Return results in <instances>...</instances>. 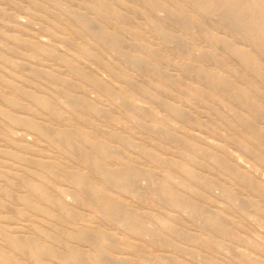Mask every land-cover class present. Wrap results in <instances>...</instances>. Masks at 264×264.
<instances>
[{
	"label": "rangeland",
	"instance_id": "1",
	"mask_svg": "<svg viewBox=\"0 0 264 264\" xmlns=\"http://www.w3.org/2000/svg\"><path fill=\"white\" fill-rule=\"evenodd\" d=\"M0 5V254L13 264H67L64 255L76 250L79 260L99 264L94 247L72 238L81 231L122 264H264V139L241 122L247 120L264 133V119H255L247 106L184 71L196 66L214 77L225 76L250 102L264 106V86L235 54L193 35L187 40L197 50L183 54L156 33L158 27L173 34L182 30L142 0H0ZM112 7L117 11L113 15ZM101 28L122 37V55L99 38ZM215 33L232 47L254 52ZM132 56L170 77L138 68L128 60ZM73 67L90 78L74 73ZM107 90L124 96L128 107L111 100ZM68 98L83 103L71 108ZM90 141L120 154L102 157ZM134 169L151 173L166 186L164 193L200 207L222 228L198 221L150 191L134 196L97 174ZM140 183L149 185L145 179ZM31 186L49 193L53 204ZM106 197L135 212L159 239L107 218ZM18 238L55 248L62 260L19 254L8 243Z\"/></svg>",
	"mask_w": 264,
	"mask_h": 264
},
{
	"label": "bare ground",
	"instance_id": "2",
	"mask_svg": "<svg viewBox=\"0 0 264 264\" xmlns=\"http://www.w3.org/2000/svg\"><path fill=\"white\" fill-rule=\"evenodd\" d=\"M142 1H144L145 4L149 5L155 12L162 13L163 18L165 20L169 21L171 23V25H173L175 27H178L179 29L182 30V33L179 32L180 34H173V33L166 32L163 29H161V28L158 27L156 29V33H157V35L160 38H162L163 40H165L168 43L175 44L176 47L178 48V50L182 51L183 54L185 52H187V53L188 52L189 53H193L195 50H197L196 45H193L192 43H189L188 42L187 36H189V35H193V36L198 37V38H203V39H205V40H207L209 42L210 41L211 42H214L215 41L216 43H219L220 45L226 47V49L229 52L235 54L240 59V61L242 62L243 66L246 67V69H248L249 71H251V73L254 76H256V78L259 80V82H261V85L260 86L261 87L264 86V0H166V3H163V2H161L159 0H142ZM114 3H113V5H114ZM86 4H87V1H86ZM106 5H107V3H106ZM106 5L104 4V7ZM0 6H2V5H0ZM107 6H109V5H107ZM119 9H121V8H119ZM121 10H123V9H121ZM109 11H110V14L112 13V15L117 12L116 9H114V7L110 8ZM138 12H139V10H138ZM149 12H152V11H149ZM110 14L106 15V18L109 19V17L111 16ZM89 15H91V14H89ZM138 18H136V19H138ZM79 19L84 24L85 23H89V22H87L88 20L84 16H79ZM105 21H106V19H105ZM157 22H158V20H157ZM159 24H160V22H159ZM73 27H74V25H73ZM165 27H167V26H165ZM171 29H173V28H171ZM173 30H172V32H173ZM176 30H174V32H177ZM215 31H217L219 34L221 33L222 35L224 34V35L230 36L235 41H239V42H241L243 44H246V46L252 47L254 49V52H247V51H244V50H241V49H237L235 47H232L230 45V43L228 42V39H226L223 36L218 35L217 33H215ZM98 35H99V38L102 41L109 42V44L111 45V47L114 50V52L119 53L121 55L123 54L122 53L123 52L122 51V48H123V39H122L121 36L117 35L116 33L110 34V33L106 32L102 28L99 31V34ZM150 37H152V36H150ZM195 41H197V40H195ZM155 42H154V44H155ZM201 46H202V41H201ZM206 46H208V45L206 44ZM89 49H90V47H89ZM211 49H212V47H211ZM92 51H93V49H92ZM94 51H96V50H94ZM97 54H98V51H97ZM213 58L216 59V60H219V57L218 56H213ZM192 59H193V56H192ZM128 60L132 64H134L135 66H137L138 68L146 69V70H148V71H150V72H152V73H154V74H156V75H158L160 77H163V78L170 77L169 75H166V74L160 72V70L154 64H152L149 61L143 59L142 57L132 56ZM76 63H78V62H76ZM236 64H238V63H236ZM238 67H239V65H238ZM240 67H241V65H240ZM220 69H218V70H220ZM168 70H171V69H168ZM214 70H216V68ZM218 70H216V71H218ZM72 71L74 73L80 74V75H82L84 77L90 78V76L86 72L80 70L79 68L73 67ZM130 71H131V69H130ZM184 71L186 73H188V74H193V75L199 77L201 80L210 82L213 86L218 87L224 93H227L229 96H231L233 99H235L238 103L247 106L248 109L250 110V112L253 114V117L255 119L256 118H262V119H264V106H260L259 104H255L253 102H250L249 96L244 91H242L239 88H237L230 80L226 79L225 76L214 77L213 74H211L210 72H208V71H206V70H204V69H202L200 67H196V66H185L184 67ZM242 71H243V69H242ZM56 73H58V71ZM223 73L225 74V72H223ZM250 76H252V75L250 74ZM233 79H235V78H233ZM73 80H74V78H73ZM258 80H256V82H258ZM248 82H249V85L254 86V83L252 81L248 80ZM84 86H86V85H84ZM127 88H129V87H127ZM91 90H92V88H91ZM151 90H152V88H151ZM68 91H69V89H68ZM79 93H80V91H79ZM107 93H108L109 98L111 100H113L114 102L118 103V105H120L122 107H125V108L128 107L127 104H126V98L124 96H122L121 94H118V93H116V92H114L112 90H107ZM160 97H164V95L163 96H160ZM259 99H261V98H259ZM145 100H147V99H145ZM82 103L83 102L81 100L77 99V98H70V99L68 98V100H67V105H69V107H71V108H77L78 106L82 105ZM261 103H262V100H261ZM13 104L14 105H18L16 103H13ZM42 104L44 106H48V103L46 101H42ZM0 105H2V104H0ZM181 107H183V106H181ZM220 109L223 110L222 108H220ZM223 112H224V110H223ZM13 113H15V112H13ZM97 113L100 116H102V117H107L106 114H105V112L97 111ZM16 114H17V112H16ZM21 115H23V114H21ZM68 115H69V113H68ZM241 118H239V119H241ZM96 121H98V120H96ZM241 122L243 124H245L247 127H249L248 129L250 130L251 134H253V135L257 136V137H261V138L264 139V133H263V131L260 130V129H257L254 124H252L251 122H249L247 120H241ZM224 125H226V124H224ZM110 129H111V127H110ZM114 129H115V131L118 130L115 127H114ZM116 144L117 143H115V145ZM89 146H90L91 149H93L94 151H96L102 157H105V158H108V159H115L120 154L115 148L110 147V146H107V145H104V144H99V143H97L95 141H90L89 142ZM234 148L236 149V147H234ZM249 153H250V151H249ZM20 154H22V153H20ZM256 156H257V154H256ZM175 159H177V158H175ZM260 159L264 161V159H262L261 157H260ZM90 164L91 163H89V165ZM90 167L92 168V166H90ZM145 171H142L140 169H134V170H132L129 173H124V172L117 173V172H109V171H99L98 172L97 171V174H99L100 177L106 183H108L109 185H111V186H117V187H122V188L128 190L129 192H131V194H133L134 196L142 197L148 191H150V192L154 193L160 200H163L165 202H168V203H170L171 205H173V206H175L177 208L184 209L186 211H190L198 221L203 222V223H205L207 225L218 226V228H222L221 222L217 218L209 215L204 210H202L200 207L195 206V205H191V204H186L185 202L179 200L175 193H172V192H170L168 194L167 193H164L163 191L166 189V186L163 185V184H160V183L156 182L155 179H154V176L151 173H148V172H145ZM186 171L189 172L190 170H186ZM184 174H186V173H184ZM189 174H190V172H189ZM206 174H208V173H206ZM190 175H192V174H190ZM253 176H255V175H253ZM142 179H145V180L149 181V185L147 187H143L141 185L140 181ZM258 180H260V179H258ZM200 181L202 182V180H200ZM248 184H250V183H248ZM79 185H80V188L81 189H85V185L84 184L80 183ZM205 186H206V184H205ZM31 188L37 189L39 191L40 198H42L43 200H46V201L52 203V200L50 199L49 193L43 191L42 189L34 188L33 186H31ZM234 190H236V189H234ZM238 190H236V191H238ZM108 191H110V190L108 189ZM255 198H257V197H255ZM103 199H104L103 202L106 204V206L110 210V212L108 213V217L107 218L111 219L115 223L118 222V225L120 223L127 230H129V231H131L133 233H136L138 235H142L144 237H148L151 240H158L159 239V236H157L156 234H154V232L150 228V226H148L135 212L126 209L125 207H123L122 205H120L112 197H106V198H103ZM93 201H95V200H93ZM98 208L99 207H97V209ZM143 209L144 208H142V210ZM104 217H105V214H104ZM156 226H158V225H156ZM59 227H61V226H59ZM72 238L73 239H78V240H81V241L83 240L85 242H88V244L90 246L94 247V250L96 249L95 251L98 252V257L95 259V261L97 263H99V264H122V262L120 260L118 261V260L114 259L113 257H111L109 254L105 253L101 249L102 246L100 245V243H98V241L95 238H88V235L85 232L79 231L77 234L73 235ZM104 241H106L107 243L111 242V240H109V238H106V237H104ZM8 243H9V245L12 247V249L15 252H17L19 254H24V255H26V254L32 255L33 257H35L39 261H42V260H44L45 258H48V257H52V258H56V259H61L62 260V256L63 255L57 249H55V248H45L43 245L38 244V243H35L33 241H27V240L19 239L18 238V239H10L8 241ZM142 243H144V242H142ZM64 256H66L65 257L66 258L65 260H66L67 264H88V262L86 261V259H84V260H81V259L79 260L78 259V255H77L76 250H71V252L68 255H64ZM0 260H1V262L3 264H13V263H15L10 258H8L7 256H5L4 254H0Z\"/></svg>",
	"mask_w": 264,
	"mask_h": 264
}]
</instances>
